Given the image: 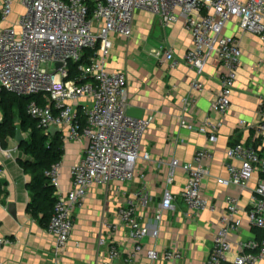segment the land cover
<instances>
[{"label":"built area","instance_id":"obj_1","mask_svg":"<svg viewBox=\"0 0 264 264\" xmlns=\"http://www.w3.org/2000/svg\"><path fill=\"white\" fill-rule=\"evenodd\" d=\"M15 1L22 12L0 31V92L18 97L41 96L49 104L31 100L26 107L37 126L46 132L57 129L62 143L83 144L82 156L70 167L71 180L65 195L58 190L62 162L46 171L56 189L54 213L46 230L54 238L53 264H59L74 227L75 212L83 206L91 188L131 181L137 161L149 159L141 152V142L152 118H137L126 112V75L108 71L105 66L113 46L111 35L129 38L136 11H146L168 27L181 23L191 36V46L181 58L171 48L160 47L157 55L162 54L170 68L184 64L193 70V91L202 89L198 77L215 58L222 73L212 109L224 114L231 105L241 63L240 39L225 35L224 27L236 18L242 31L255 34L264 44V0H2L0 23L9 18ZM57 63L61 66L56 67ZM70 64L75 65L73 78H69ZM182 102L188 111L194 99L187 97ZM258 118L255 140L259 145L241 142L229 146L225 152L228 178L217 182L244 189L255 173L260 174L246 216L253 228L264 233V99L258 102ZM182 125L208 134V145H213L221 123L184 120ZM211 158L208 146L197 149L189 163L173 159L169 164L167 185L172 183L176 168L185 173L181 200L187 216L215 210L202 193L206 163ZM167 185L154 214L156 222L161 221L163 211L174 209ZM3 188L0 174V190ZM148 203V195L141 188L117 209L119 224L129 230L134 242L125 258L128 263L142 251L144 238L157 237L158 231L143 225L138 216V207L145 208ZM225 203L204 264H261L264 237L239 241L235 255L229 259L231 237L241 226L240 206L230 196ZM108 228L115 230L117 225ZM11 244L10 238L0 237V250ZM108 254L110 259L120 256L114 247ZM146 259L148 264H181L182 251L176 245L152 248L146 251Z\"/></svg>","mask_w":264,"mask_h":264},{"label":"crops","instance_id":"obj_2","mask_svg":"<svg viewBox=\"0 0 264 264\" xmlns=\"http://www.w3.org/2000/svg\"><path fill=\"white\" fill-rule=\"evenodd\" d=\"M1 3L2 0L0 6ZM21 12L22 8L15 1L9 18L0 23V31L13 23ZM237 22L236 18L231 19L223 30L225 35L240 39L241 49L236 87L224 114L212 109L222 73L215 58L198 77L202 89L193 91L191 82L196 73L184 64L170 68L163 61V55H157L163 47L171 48L175 56L181 58L191 46V36L181 23L168 27L158 17L136 11L129 38L111 35L113 46L105 66L108 71H121L126 75V112L135 108L140 116H131L152 118L141 142V152L147 153L149 159L137 161L131 181H113L105 187L91 188L83 206L75 212L74 227L59 264H148V249L160 250L174 245L182 251L181 264H204L228 196L238 200L241 222L240 229L231 237L229 259L235 255L239 241L255 237L246 212L260 174L255 173L244 189L217 182L228 178L225 152L229 146L241 142L259 145L255 140V127L259 120L258 102L264 99V44L255 34L242 31ZM187 97L194 99V103L185 111L182 101ZM184 120L198 124L220 122L216 142L208 145V134L185 128ZM208 146L212 158L206 163L202 193L215 210L187 216L181 200L185 173L182 168H176L172 183L167 185L169 164L173 159L180 164L189 163L197 149ZM63 148L58 190L65 195L71 180L70 167L82 156L83 144L63 143ZM26 158L15 139H9L6 148L0 146V174L4 185L0 190V237L12 240L11 245L0 250V264H53L54 238L26 210L28 175L18 164V160ZM166 185L173 197L174 209L163 211L161 221L156 222L154 214ZM141 188L148 195L149 203L145 208L138 207L139 219L158 234L156 238H144L142 251L128 263L125 258L134 242L129 230L119 224L117 209ZM108 225H117V229L111 230ZM110 247L119 251V258H109Z\"/></svg>","mask_w":264,"mask_h":264},{"label":"trees","instance_id":"obj_3","mask_svg":"<svg viewBox=\"0 0 264 264\" xmlns=\"http://www.w3.org/2000/svg\"><path fill=\"white\" fill-rule=\"evenodd\" d=\"M92 51H88L87 54ZM75 65H69V78L75 75ZM31 100L41 105L49 104L41 96L18 97L10 93L0 92V146L6 148L9 139H14L16 131L24 136L18 149L27 157L18 160L19 166L28 175L27 191L29 201L26 210L47 226L54 213L56 201L55 187L46 176V171L61 161L64 148L59 133L49 134L37 126L29 116L26 107ZM255 237H264V233L253 228Z\"/></svg>","mask_w":264,"mask_h":264},{"label":"water","instance_id":"obj_4","mask_svg":"<svg viewBox=\"0 0 264 264\" xmlns=\"http://www.w3.org/2000/svg\"><path fill=\"white\" fill-rule=\"evenodd\" d=\"M55 66L56 67H59V66H61L59 63H57V64H55ZM140 111H138L137 109H135V108H130L128 111H127V114L128 115H133V116H140L139 113ZM138 118H140V117H138ZM58 131H57V129H55V128H50V129H48V131H47V133H49V134H55V133H57ZM23 136H22V134H21V132H20V130H17L16 131V135H15V140H16V142H17V144H18V146H19V144L21 143V141L23 140Z\"/></svg>","mask_w":264,"mask_h":264}]
</instances>
